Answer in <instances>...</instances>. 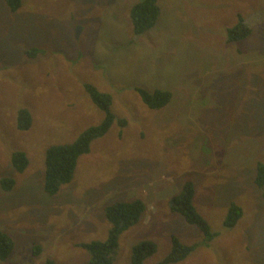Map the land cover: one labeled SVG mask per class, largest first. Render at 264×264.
Returning <instances> with one entry per match:
<instances>
[{
	"label": "rangeland",
	"instance_id": "374dc122",
	"mask_svg": "<svg viewBox=\"0 0 264 264\" xmlns=\"http://www.w3.org/2000/svg\"><path fill=\"white\" fill-rule=\"evenodd\" d=\"M137 1L21 0L11 11L0 0V179L14 180L0 186V230L15 242L0 264H86L77 244L106 239L104 208L135 199L145 209L119 234L111 264H129L143 240L156 244L143 264H156L172 235L194 248L171 264H264V196L254 184L256 162L264 163V0H157V23L134 36ZM238 13L251 33L228 42ZM30 47L39 52L29 56ZM85 83L112 96L110 110L126 125L94 139L71 181L50 195L46 150L104 118ZM136 87L171 99L150 109ZM22 107L32 117L27 130L16 125ZM16 151L28 159L22 172L11 164ZM189 179L210 239L170 210ZM232 201L242 216L228 227Z\"/></svg>",
	"mask_w": 264,
	"mask_h": 264
},
{
	"label": "trees",
	"instance_id": "16d2710c",
	"mask_svg": "<svg viewBox=\"0 0 264 264\" xmlns=\"http://www.w3.org/2000/svg\"><path fill=\"white\" fill-rule=\"evenodd\" d=\"M11 11H15L21 0H4ZM160 14L157 0H140L131 5L129 18L134 36H139L155 26ZM251 26L247 19L240 13L237 14L236 22L227 27L226 38L228 42H238L245 39L251 33ZM29 56L39 52L38 48H27ZM84 89L90 96L94 104L104 112L102 121L94 126H90L79 134V136L68 144H57L50 146L45 152L44 159V185L47 194H55L60 187L71 181L76 167L77 159L80 155L88 153L91 142L103 136L110 126L117 122L120 127L126 125V120L117 118L110 110L112 96L109 93L99 91L90 83L84 84ZM141 101L150 109H159L167 105L171 99V93L165 89L156 88L146 90L140 87L135 88ZM32 123L31 113L27 108H20L17 113L16 125L19 130H27ZM119 131V135L121 134ZM11 164L18 172H22L28 165V159L24 152L16 151L11 156ZM254 184L262 189L264 196V163L256 162V174ZM14 180L8 177L0 179V186L4 190L13 187ZM195 187L194 182L186 180L181 187V191L169 199V206L172 212L182 216L191 225L196 226L204 233L206 239L214 235L208 221L196 210L193 204ZM224 224L232 227L242 216V208L235 202L229 203ZM145 205L140 199L133 201H116L104 208V215L110 224L108 234L104 240H92L90 242H80L77 245L89 253L86 264H111L113 255L118 245L119 234L134 225L140 219ZM172 246L168 256L156 264H171L183 259L194 248L190 245L182 244L174 235L171 236ZM15 242L6 232L0 230V260H4L14 249ZM39 247L34 246V253H38ZM156 251V244L151 240H143L131 247V260L129 264H143L146 257ZM44 264H55L52 259L45 260Z\"/></svg>",
	"mask_w": 264,
	"mask_h": 264
}]
</instances>
